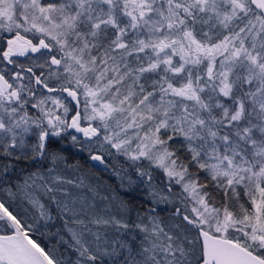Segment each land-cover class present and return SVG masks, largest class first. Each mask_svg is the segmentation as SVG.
Segmentation results:
<instances>
[{"label":"snow or ice","instance_id":"6c2138e0","mask_svg":"<svg viewBox=\"0 0 264 264\" xmlns=\"http://www.w3.org/2000/svg\"><path fill=\"white\" fill-rule=\"evenodd\" d=\"M0 264H264V0H0Z\"/></svg>","mask_w":264,"mask_h":264},{"label":"trees","instance_id":"16d2710c","mask_svg":"<svg viewBox=\"0 0 264 264\" xmlns=\"http://www.w3.org/2000/svg\"><path fill=\"white\" fill-rule=\"evenodd\" d=\"M61 147L67 149L64 155L68 158L69 163L79 162L81 165L80 170L72 173V175L87 174L90 176V183L98 186L100 196L118 197L125 201L139 204L141 197L138 192H133L122 185L121 173L118 171L122 166L120 161L116 159L109 160V168L105 171L103 165L97 164L96 167H93L92 164L94 162L88 161L86 152H80L70 144H62ZM159 207L163 208L164 205H160ZM161 214L167 216V212Z\"/></svg>","mask_w":264,"mask_h":264},{"label":"rangeland","instance_id":"374dc122","mask_svg":"<svg viewBox=\"0 0 264 264\" xmlns=\"http://www.w3.org/2000/svg\"><path fill=\"white\" fill-rule=\"evenodd\" d=\"M94 163L98 164V162H94Z\"/></svg>","mask_w":264,"mask_h":264}]
</instances>
